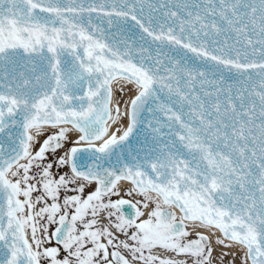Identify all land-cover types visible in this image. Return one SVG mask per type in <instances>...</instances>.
<instances>
[{"label":"snow or ice","instance_id":"obj_1","mask_svg":"<svg viewBox=\"0 0 264 264\" xmlns=\"http://www.w3.org/2000/svg\"><path fill=\"white\" fill-rule=\"evenodd\" d=\"M264 264V0H0V264Z\"/></svg>","mask_w":264,"mask_h":264},{"label":"bare ground","instance_id":"obj_2","mask_svg":"<svg viewBox=\"0 0 264 264\" xmlns=\"http://www.w3.org/2000/svg\"><path fill=\"white\" fill-rule=\"evenodd\" d=\"M237 264H238V262H237Z\"/></svg>","mask_w":264,"mask_h":264}]
</instances>
